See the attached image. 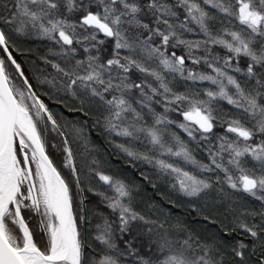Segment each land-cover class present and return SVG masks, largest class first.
<instances>
[{
    "label": "snow or ice",
    "instance_id": "1",
    "mask_svg": "<svg viewBox=\"0 0 264 264\" xmlns=\"http://www.w3.org/2000/svg\"><path fill=\"white\" fill-rule=\"evenodd\" d=\"M0 264H264V0H0Z\"/></svg>",
    "mask_w": 264,
    "mask_h": 264
}]
</instances>
